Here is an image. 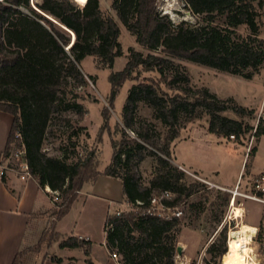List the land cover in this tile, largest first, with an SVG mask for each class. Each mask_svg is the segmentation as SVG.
Returning <instances> with one entry per match:
<instances>
[{"label":"trees","instance_id":"trees-1","mask_svg":"<svg viewBox=\"0 0 264 264\" xmlns=\"http://www.w3.org/2000/svg\"><path fill=\"white\" fill-rule=\"evenodd\" d=\"M185 1L192 13L202 18V24L193 26L186 21L173 24L167 15L158 12V0L113 1L118 19L149 53L130 48L124 69L109 75L110 109L114 110V102L126 82L139 81L141 73L158 72L161 77L145 78L129 90L121 120L115 125V134H121L122 138L111 139V163L104 172L98 170L100 164L94 152L84 161L70 164L66 156L45 155L43 143L54 115L63 111L83 114L81 104L66 103L64 98L69 79L80 87L86 85L79 67L82 61L87 57L98 58L104 69L112 70L116 59L124 55L117 22L104 16L99 0H85L82 5L76 0H43L32 16L22 15L20 10L22 5L30 7V0L0 2V111L14 118L3 156L10 155L12 141L19 133L31 176L41 188L49 187L62 194V204L56 205L58 210L52 212L54 224L69 213L85 184L95 182L100 175L121 179L124 195L134 210L108 217L107 224L113 230L107 231V247L118 250L122 264H174L179 220L149 211L156 194L177 195L173 200L160 202L165 210L179 207L184 197L193 194L194 186L187 184L185 173L172 165L171 145L184 123L197 118L202 110L209 116L212 134L240 139L254 129L223 115L228 110L237 115H252L254 110L239 106L232 98L222 100L206 87L193 88L189 74L181 72L173 59L253 79L264 70L260 20L264 0ZM60 25L75 35L74 41ZM240 27L246 28V35L238 33ZM134 72L138 75L133 76ZM89 79L96 81L93 76ZM162 83L173 93L165 91ZM75 98H79L78 94ZM141 103L152 109L155 118L167 128L164 144L152 124L138 122ZM110 109L102 110L105 124L99 130L100 143L105 132L110 134ZM263 123L261 120L255 130L258 138L264 135ZM147 156L155 159L156 166L149 187H142L137 167ZM230 196L224 194L226 205ZM44 243L48 247L59 243L61 249H82L90 255L91 242L63 236L52 226L37 246L20 252L13 264H25L26 253L41 251ZM226 252V248L220 251L222 257ZM51 261L64 262L57 257Z\"/></svg>","mask_w":264,"mask_h":264},{"label":"rangeland","instance_id":"rangeland-1","mask_svg":"<svg viewBox=\"0 0 264 264\" xmlns=\"http://www.w3.org/2000/svg\"><path fill=\"white\" fill-rule=\"evenodd\" d=\"M99 1L104 16H111L120 27L121 33L119 42L122 45L124 55L117 58L113 70L104 69L101 65V61L94 57H87L84 63H81L79 67L82 70L83 79L86 82V85L80 87L75 80L69 79L70 84L64 90V98L66 103L74 102L81 104L83 106V114L80 116L73 111H63L54 115L48 133L45 136L43 152L47 156L61 158L66 156L68 158V163L70 164L82 162L94 152L100 164L99 168L101 166V168L104 169L111 163L113 153L111 139L114 138L116 140H121L122 138L121 134H115V125L121 120L122 109L129 90L145 78L160 80L161 75L158 72L141 73L139 81L126 82L114 102V110L110 109L108 104V98L111 91L109 75L112 72H120L124 69L126 62L128 61L127 56L129 55L130 48H134L145 54H148L149 52L138 46L135 37L129 33L118 19L116 12L112 8L114 0ZM42 2L43 0H30V7L22 5L20 7L22 15L32 16L33 10L38 12L36 5L41 4ZM79 4L82 5L81 2H79ZM157 10L160 14L167 15L175 25H179L183 21H186L193 26H198L203 23L201 17L192 13L185 0H158ZM15 19H17V17H15ZM260 20L262 23L261 37L264 38V8L261 11ZM238 33L246 35L247 30L245 27H240ZM69 35L74 41L72 33H69ZM173 62L181 72L183 71L189 74L191 86L193 88L206 87L211 92L216 93L222 100H227L234 96L239 105L250 106L252 105L254 94L257 93V101L260 97L261 85L259 79L254 83H250L249 81L241 79L235 75L220 72L187 60L173 59ZM137 73L138 72H134L133 76H137ZM89 76H93L96 81H91ZM161 86L165 91L173 93L172 91H169L167 85L162 83ZM76 94H78L79 98H75ZM106 107L110 109L111 115L108 122L110 134L105 132L103 135V141L100 143L98 134L100 128L105 124L102 110ZM223 115L242 121L244 124L254 128L251 132L247 133L240 139H236L235 137H224L225 143L236 144L237 146L243 147V150H238L235 147H227V149H224L212 147L210 145H203L198 147V150L195 151V157H198L196 158L197 161L203 166H219V171L223 176L227 177L229 180L228 182L230 183L235 174L236 165L239 164V160L243 158L244 153L246 152L248 155L247 167L245 173L239 179L241 186L238 192L248 195L251 192V186L249 183L257 176L251 173L254 149L257 148L259 140V138L255 136V130L261 120H264V117L260 115V113L252 115H237L232 110L224 112ZM137 119L138 122L145 121L152 124L154 129L160 135L161 144H164L168 130L161 121L155 118L152 109L144 103H141L138 108ZM191 125L202 131V129L208 128L209 116L201 110L199 111L197 118L184 123L183 129H187ZM139 126L138 123L137 128H139ZM19 135V133L15 134V138L11 144L10 154L25 149L20 146L22 137ZM261 162L264 163V157L259 160V164L262 165ZM172 165L179 171L185 173V181L189 186H194L191 197H184L179 207L171 208L164 212L161 208V204L153 206V211L161 213L164 217L172 218L174 217V213H181V215L177 217L179 220L177 228H179L180 231L177 234L175 244L174 264H222L223 257L220 254V251L224 248H226V251L228 250L230 233L231 231L238 230L240 226H244L245 228L257 232V237L254 241L255 252L257 259L261 264H264V205L238 194L235 197L232 192L235 189L222 188L208 177H204L201 174L189 170H183L175 163L173 154ZM155 166L156 161L152 156H147L143 162L138 164L137 169L140 173V183L142 187H149L154 176ZM49 192H52L50 188ZM225 193L231 195L229 204L227 205L224 201ZM51 196L55 207L56 205L62 204L63 197L61 193L53 191ZM155 197L161 202L163 199L173 200L177 198V195H171L168 198L163 197L162 194H156ZM234 199L235 205L244 210V217L241 220L232 218V202ZM121 209H126V211H122ZM55 210L58 209L55 208ZM116 210L123 213H131L134 208L133 205L129 204L127 199H125V201L121 203H115L112 205V211L115 212ZM112 215L114 216V214ZM104 229L107 232V223L105 224ZM37 234L40 237L41 231ZM132 236L138 238L137 234H133ZM96 243L97 251L103 252L101 243L99 241ZM34 247H31L30 249H33ZM116 251L118 252L117 249ZM54 252V248L48 247L47 244L44 243L41 251H31L26 253L24 263L41 264V261L46 256L51 255ZM120 258L122 261L121 255Z\"/></svg>","mask_w":264,"mask_h":264},{"label":"crops","instance_id":"crops-1","mask_svg":"<svg viewBox=\"0 0 264 264\" xmlns=\"http://www.w3.org/2000/svg\"><path fill=\"white\" fill-rule=\"evenodd\" d=\"M258 79L261 85L258 101L256 93L253 95L252 105L242 107L254 110L256 114L260 113L264 117V70L253 79L244 80L254 83ZM230 98L237 103L234 96ZM13 121L11 114L0 111V158L5 153ZM203 145L224 149L235 147L243 150V147L236 144L225 143L224 137L210 133L209 125L202 131L191 125L187 129H182L179 137L172 143L175 163L185 171L189 170L210 178L222 188L234 189L240 177L245 173L248 159L246 152L236 165L235 174L229 183L227 177L219 171V166H203L197 161L195 151ZM256 149L251 173L259 175L264 173V163L259 164V160L264 157V135L259 138ZM105 169L100 166L99 171L104 172ZM52 193L53 191L49 192V187L43 190L33 177L25 181L21 180L16 172H8L4 178H0V264H13L20 252L36 246L43 234L52 226L63 236H73L79 240L91 242L90 255L87 256L82 249H61L59 243H54L51 248H54L55 252L46 256L41 264H57L51 261L52 257L61 258L64 261L63 264H89V262L91 264H117L111 259L104 226L108 217L115 213L112 211V205L126 199L122 180L100 175L95 182L85 184L69 213L56 224L53 223L55 219L52 217L55 209ZM121 210L126 211V209ZM40 231L39 237L37 233ZM98 241L103 247V252L97 251L96 242Z\"/></svg>","mask_w":264,"mask_h":264},{"label":"built area","instance_id":"built-area-1","mask_svg":"<svg viewBox=\"0 0 264 264\" xmlns=\"http://www.w3.org/2000/svg\"><path fill=\"white\" fill-rule=\"evenodd\" d=\"M1 2L3 0H0ZM69 50V47L66 48ZM131 136H134L132 132H129ZM20 136V135H19ZM18 136V137H19ZM235 136H231L234 138ZM16 172L21 180H27L31 178V170L26 159V151L25 149L18 151L16 153H11L9 156L0 158V178H4L8 172ZM243 180V179H242ZM251 192L250 194H241L238 192L240 189L241 183L238 181L237 185L235 186V190L232 191L234 196L236 197L237 194L244 196L250 200L256 201L264 205V173L257 175L254 179L250 181ZM172 194L165 193L163 197H170ZM233 203V202H232ZM160 204L158 198H154L152 200V210L149 211L150 214L153 212V206ZM162 210L164 211L165 208L162 206ZM123 212L115 211V215L120 216ZM181 213H174V217H179ZM161 216V214H160ZM168 218V217H167ZM113 230V226L111 224H107V231ZM86 241V240H83ZM109 249V248H108ZM111 259L114 260L117 264H122L120 255L115 249H109Z\"/></svg>","mask_w":264,"mask_h":264},{"label":"bare ground","instance_id":"bare-ground-1","mask_svg":"<svg viewBox=\"0 0 264 264\" xmlns=\"http://www.w3.org/2000/svg\"><path fill=\"white\" fill-rule=\"evenodd\" d=\"M76 1L83 3L85 0ZM47 18L52 20L54 23L58 24L53 18L49 16ZM61 27L64 29L63 26ZM65 30L67 29L65 28ZM73 36L75 40V35L73 34ZM232 204V218L237 220L243 219L244 210L235 205V199L233 200ZM256 237L257 232L245 228L244 226H240L236 231H231L230 239L228 242V250L223 256L222 264H261L260 261L257 259L255 252L254 241Z\"/></svg>","mask_w":264,"mask_h":264},{"label":"water","instance_id":"water-1","mask_svg":"<svg viewBox=\"0 0 264 264\" xmlns=\"http://www.w3.org/2000/svg\"><path fill=\"white\" fill-rule=\"evenodd\" d=\"M43 15V14H42ZM46 17V16H45ZM65 29V28H64ZM71 33V32H70ZM73 35V34H72Z\"/></svg>","mask_w":264,"mask_h":264}]
</instances>
